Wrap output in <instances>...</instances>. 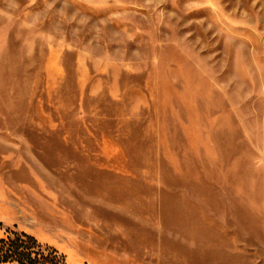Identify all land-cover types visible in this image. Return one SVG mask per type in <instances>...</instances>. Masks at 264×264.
I'll use <instances>...</instances> for the list:
<instances>
[{
    "label": "rangeland",
    "instance_id": "obj_1",
    "mask_svg": "<svg viewBox=\"0 0 264 264\" xmlns=\"http://www.w3.org/2000/svg\"><path fill=\"white\" fill-rule=\"evenodd\" d=\"M179 177L209 186L188 217ZM16 235L42 264H264V0H0Z\"/></svg>",
    "mask_w": 264,
    "mask_h": 264
},
{
    "label": "crops",
    "instance_id": "obj_2",
    "mask_svg": "<svg viewBox=\"0 0 264 264\" xmlns=\"http://www.w3.org/2000/svg\"><path fill=\"white\" fill-rule=\"evenodd\" d=\"M177 182L170 185V205L172 206V211L184 212L186 217L189 216L190 212H195L198 207L204 206L205 202H209L207 198H189V193L192 191L197 192L196 196H199V191H207L209 189L208 183H191L183 182L187 178H176ZM198 180H204L203 176L196 178ZM182 180V181H181ZM205 185V186H204ZM175 189L177 192H180L179 196L182 198H176L177 194L174 193ZM203 195V194H202ZM201 195V196H202ZM222 199L220 200L221 204L224 206V213L226 217L235 218L236 217V207L241 204L240 188L232 187V184L225 185L223 188V193L221 195ZM196 205V208H193L191 205ZM198 210V209H197Z\"/></svg>",
    "mask_w": 264,
    "mask_h": 264
},
{
    "label": "trees",
    "instance_id": "obj_3",
    "mask_svg": "<svg viewBox=\"0 0 264 264\" xmlns=\"http://www.w3.org/2000/svg\"><path fill=\"white\" fill-rule=\"evenodd\" d=\"M25 236V237H24ZM34 239L26 235H16L0 240V261H16L18 264H42L39 251L33 249Z\"/></svg>",
    "mask_w": 264,
    "mask_h": 264
}]
</instances>
